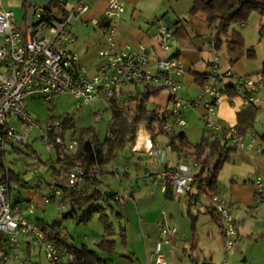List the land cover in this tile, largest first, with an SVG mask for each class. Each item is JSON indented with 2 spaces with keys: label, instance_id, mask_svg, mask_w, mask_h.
<instances>
[{
  "label": "built area",
  "instance_id": "obj_1",
  "mask_svg": "<svg viewBox=\"0 0 264 264\" xmlns=\"http://www.w3.org/2000/svg\"><path fill=\"white\" fill-rule=\"evenodd\" d=\"M92 0H73L61 19H55L53 13L44 6H34L36 22L22 31L14 26V12L8 10L0 0V257L1 264H29L30 258L24 255V240L36 243L44 250L46 258L54 264L72 260L74 254L60 245V242L38 222L25 217L22 205L12 201L13 181L6 162L9 147L26 146L39 140L51 147H59L63 158L74 157L79 150V140L74 135L68 137L62 120L51 118L43 125L26 110V98L36 93L43 95L45 101L60 94H71L76 106L81 108L97 101L110 102L112 96L124 83L142 87L166 89L169 92L171 107L162 118L161 127L167 132L187 124L183 116L186 110L203 107L201 121L205 132L211 139L229 147L248 152L262 150L255 133L241 131L236 125L225 123L217 114V107L228 89L236 91L244 104H250L254 96L264 92V76L235 73L224 68L218 56L216 38L210 40L213 59L207 81L201 85L194 96L183 94V75L187 69L174 49L175 36L165 20L157 22L159 55H155L143 43L125 42L118 44L120 22L127 9L125 0H108L104 13L86 18L91 9ZM91 26L103 34L104 43L98 51L100 64L94 74L89 75L80 66V55L74 50L77 37L75 23ZM96 120L102 118L96 113ZM111 135L108 129L107 137ZM149 157L160 163V168H143L136 175L142 182L156 181L160 190L166 193L172 190L174 196L186 198L191 195L196 207L208 200L213 212L222 224L225 262L234 251L237 238V220L233 214L229 194L218 191L210 197L200 189L195 179L198 162L188 155L178 153L176 166L167 162L168 147L156 137H151ZM130 166L108 168L97 165L88 172L93 179L103 173H113L118 178L130 172ZM37 173V171H35ZM86 170L82 165L60 167L58 172L42 182L36 179V187H47L43 195L45 204L58 201L59 208H67L64 201L65 190L83 182ZM255 201L264 204V176L253 178ZM131 187L121 188L110 197L124 203L130 197ZM104 205V204H103ZM106 207V204L104 205ZM33 204L28 210L33 212ZM159 240L156 245L155 264H169L163 247L173 248V237L178 233L176 226L168 225L164 220L158 222Z\"/></svg>",
  "mask_w": 264,
  "mask_h": 264
},
{
  "label": "crops",
  "instance_id": "obj_2",
  "mask_svg": "<svg viewBox=\"0 0 264 264\" xmlns=\"http://www.w3.org/2000/svg\"><path fill=\"white\" fill-rule=\"evenodd\" d=\"M125 1L127 2V9L125 13L122 15V19L120 22L119 35L117 37L118 44H122L125 42H131L134 44L143 43L151 50L153 54L159 55L160 50L158 46L157 22L160 19L165 20V18H169L175 21V25L173 26V28L177 24L185 25L183 21L180 19L178 7L174 9L171 8L172 12L168 16L165 14L166 13L165 11L167 10H159L158 6L153 8V10L149 11L148 14H144L143 9L138 10L137 8L138 6L141 5L142 0H125ZM72 2L73 0H3V5L6 9L14 12V18H13L14 26L18 27L22 31H26L29 26H31L36 22L37 19L34 6L39 5V6L47 7L53 13L54 18L57 20V19H61L65 15L66 11L69 8H71ZM176 2L177 4H180L182 3V0H176ZM107 3L108 0H92L91 9L86 15V18L102 15L107 7ZM192 6H193V0H192ZM244 25L245 23H241V26ZM85 27L92 28L97 33L98 36L96 38V42L94 43V46H92L91 48H89V44L85 39L83 41L81 40L82 32H80L79 28L83 29ZM74 33L77 37V42L73 48L80 55V66L89 75L94 74L97 71L98 66L100 64L98 51L104 43L103 34L100 31L94 29L93 27L85 26L80 22L75 23ZM208 38L210 40L215 39V37H213L211 33L209 35L203 33L202 35L200 34L197 35V37H193L194 50L203 49L202 47L205 46V43L208 45V52H210L211 56L207 59L203 58L202 56L200 57L196 55V53L192 51L193 49H189L186 46H182L175 38L174 49L179 51L180 58L182 62L185 64L187 69L186 74L183 75L182 77L184 82V87L186 88L188 93L187 96H192L193 90L196 88V92H197L198 88L200 87L194 73L208 75L210 71V63L213 59V55L210 50V40H208ZM234 58H236L235 55L233 56L232 60ZM239 59L240 58H238L237 61H239ZM239 64L240 63L235 64V69H236L234 71L235 73L241 76L251 75L248 72H246V70L243 71L241 67H239ZM223 67L231 68V66H223ZM132 86H134V88H132V90H128L123 88V86L121 85L117 91V94L118 93L124 94V96L121 97L122 99L124 98L123 100H127L128 97L129 100L142 99L143 98L142 93L147 91L146 88L137 84H132ZM150 89H154V87H150ZM224 96L226 97L225 105L230 104L229 105L230 108H234V106L231 105H233L235 103V100L240 97V96L230 97L228 94ZM258 103H259V97L257 96V94L254 96V99L250 104H244L242 100L241 103L242 106L239 107L238 110H236L235 112L236 115L234 122L228 120V122L225 121V123L229 125L238 126L239 112L248 111L251 107L258 108ZM145 104L149 109L154 110L156 115L160 116V119L162 121V118L170 110L171 107L169 92L166 89H161L157 94L148 96V99L146 100ZM163 107L166 108L163 109ZM202 111H203V107H199L194 111V113L198 115L200 122H202L200 116ZM183 116L186 119V112H184ZM187 124L183 127L178 128L177 129L178 132L183 131V128H185ZM250 129L251 127L248 128L246 131L249 132ZM200 132H201V136L196 141L191 140L190 137L187 135L190 143L197 144L201 141L202 136L205 134V130H201ZM194 133H196V130L194 131ZM160 136L162 135L157 136V139L161 142ZM163 144L167 146V139L166 142H163ZM26 147L31 148L32 143L30 145H26ZM55 150L58 156L57 149L55 148ZM169 150L170 148H168V151ZM14 151L19 152L20 149L18 147H9L7 153H12ZM171 152H172L171 155L167 154V162L171 166H176L178 154L173 151ZM132 153L133 154L136 153L134 152V147L132 149ZM262 153H264V150L248 152L243 149H235V151L231 154L229 160V163H231L232 161L234 162V171L229 176L228 179L219 177V183H218V188H219L218 190L229 194L231 199L233 214L237 220V231H238L235 244L238 242L240 243L239 248L237 247V251H239L240 253V261L244 264H264V204L256 203L255 201L256 188L253 183V178L256 177L258 174L264 176V171L260 170L259 168L261 167L260 165L263 162ZM129 156L130 155L129 154L127 155L126 153L124 157L128 158ZM39 160L41 159L39 158ZM141 161H144V163ZM130 163L131 165L133 163V168H130L129 173L124 174L121 178H119V187L120 189L122 187L123 188L131 187V193H130L131 197H134L136 192L144 191L145 194L143 196L145 197L147 196L151 201L148 208L152 209V212L155 213L154 216L156 217L157 220L156 222L157 231L155 236H153L155 242L153 245V250H151L150 253L147 251V255L149 256L145 258L143 263H138V264H155V260H156L155 250L160 235L158 222L161 220H164L168 225L176 226L178 229V233L173 237V241H174L173 248L167 245L163 247V252L166 261L169 264H224L225 248L223 243L222 224L219 216L216 213H214L212 208L210 207L209 201L204 200L202 206L196 207L194 205L191 208V212L197 216L196 228L193 229L192 221L187 214L188 207L185 198L177 199L174 196L173 199H167L165 193L160 190V185L158 182L151 181L147 183V182L138 181L136 179V175L141 172L143 166H148V168L152 170H157L160 168V163L152 159L151 157H149L146 160L143 158H138V160L131 161ZM44 164L46 165L47 163ZM112 164L121 165L120 163L113 161L106 166H110ZM8 168L10 172L19 174L21 179L27 181L25 180L21 172L11 169L9 165ZM35 171H37V173ZM54 174L55 173L53 172L52 168L46 171H40L39 169H34V175L27 181L30 184V187L28 189H33V190L35 189V191L38 194L33 193L32 195L28 196L25 200L12 199L13 202L20 203L22 205V213L25 217L32 219L38 223H40L39 221H41L44 224H46L48 227L49 225L43 220V218L37 216L36 218H31V215H34L39 209L43 212L46 211L44 208L45 203L43 201V195L45 193L43 191L44 185H42L41 187H36L34 181L36 179H40L42 182H44ZM106 178H108L107 174L99 177V179L103 182L104 186L108 185L109 187L110 183L106 182L105 180ZM14 188H23V187L14 183L13 181L11 196ZM120 189H113L109 187L104 189V194L106 191L112 193L115 191H120ZM126 202L127 201H125L124 203H119L111 199V201L103 202L102 205L106 204L107 210L110 211V208L108 207L110 203L113 206V203L119 205H125ZM29 204L34 205L35 209L33 212H30L28 210ZM112 209L114 211V206ZM114 213L115 211L113 212V214ZM117 215H120L118 217L119 220L123 219V216L121 214H116V216ZM248 234H249V243H247L246 240H243L244 236L245 235L248 236ZM60 237L65 243L67 242L62 236V234ZM127 238H128V245L126 247L129 246L128 234H127ZM145 244L146 247L148 248V245L150 243L145 242ZM37 246L38 245L33 241L24 240L22 252L23 254L27 253V255L31 254L32 249H39ZM247 246L249 247L248 248L249 253L246 254L244 258H242V255L245 253ZM237 251L234 247V251L231 255L235 254ZM122 256L127 257L126 254H122ZM195 260H197V262ZM228 264H236V263L228 262Z\"/></svg>",
  "mask_w": 264,
  "mask_h": 264
},
{
  "label": "rangeland",
  "instance_id": "obj_3",
  "mask_svg": "<svg viewBox=\"0 0 264 264\" xmlns=\"http://www.w3.org/2000/svg\"><path fill=\"white\" fill-rule=\"evenodd\" d=\"M158 6L159 10H167L165 11L166 15H170L172 12L171 8L178 7V12L180 19L185 24L184 26L188 30V36L191 39L186 47L189 49H193L198 56H202L203 58H209L211 56L210 52H208V45L205 43L203 49L194 50L193 37H197L199 35L206 33V35L212 34L213 37L217 38L214 35V30L208 28L205 21H201L198 18H194L191 16L190 10L192 8V0H182V3L177 4L176 0H142L140 6H138V10H142L144 14H148L149 11L153 10ZM144 7V8H143ZM164 14V13H163ZM162 16V15H161ZM154 19V18H153ZM152 19V20H153ZM264 23L263 17L254 12L250 15L249 19L245 22L244 26H241V23L232 24L228 33L222 35V43L220 48L218 49V56L220 57V62L223 66H231L233 71H235V64L240 63L239 67L243 71L246 70L251 75L258 74L262 72L263 64H264V28L262 30ZM82 32V38L88 42L89 48L94 46L96 42L97 33L92 28H83L80 29ZM174 32L175 27H172ZM233 31H238L242 34L245 43V51L242 55L239 56V61L232 62V58L234 55H231L228 50V39ZM253 49L254 56L250 57L247 53V50ZM123 88L132 90L134 86L129 83H124ZM183 94L187 96V90L184 87ZM196 94V88L193 90L192 96ZM124 94H119V101L122 105L129 107L131 110H135L136 105L138 104L139 99L137 100H123L121 97ZM259 97L258 108L255 113L253 128L251 127L250 133L253 132L256 134L259 143L261 144L262 150H264V92L258 93ZM127 98V97H126ZM226 97L223 96L220 102V105L217 107L218 116L224 121L230 120L234 122L235 120V112L239 107L242 106L241 98H237L235 103L231 106L234 108H230V104H226ZM26 110L30 113V115L41 122L43 125L51 118L63 120L65 117H71L74 120L73 127H70L68 131V137L74 135L76 138L81 136V133L84 129L92 128L95 130L98 135L100 141H104L108 134V129L110 128L111 120H112V112L110 110L109 103L106 101H97L91 105H85L81 108L76 106V99L71 94H60L56 95L52 98L51 102L45 101L43 95L40 93H36L32 96L26 98ZM228 105V106H227ZM166 107H163V109ZM195 110H186V119L188 124L183 131L190 137L191 140H198L201 136V130H206L205 126L196 113ZM96 113H101L102 118L98 121L96 120ZM160 124V116L154 123L155 127L158 128ZM143 126V125H142ZM141 126V127H142ZM196 130V133L194 131ZM198 131V133H197ZM87 137V135H86ZM161 143L166 142V138L160 136ZM20 151H14L12 153H7L6 159L9 167L13 170L21 172L24 176L25 180H29L34 175V169H39L40 171H46L51 169L50 165L44 164V161H48L50 159H56L57 154L55 148L48 146L47 144H43L41 141L37 140L32 143L31 148H27L26 146H17ZM132 144H127L126 151L122 149L118 153V159L114 162H118L121 165H110L108 168H122V166L129 165L133 168V163L131 165V161H136L138 158L148 159L149 156L147 154L142 153H132ZM256 151V150H255ZM254 151V152H255ZM261 151V150H260ZM129 154L128 158L124 157ZM168 154L171 155L172 152L169 150ZM142 156V157H141ZM39 158L42 160H39ZM263 162L261 163L260 170L264 171V153H262ZM142 160V159H141ZM144 163V161H141ZM148 166H143L142 168H146ZM234 171V162L231 163L226 162L219 174V177L228 179L229 176ZM261 171V172H262ZM105 175V174H103ZM100 175V176H103ZM108 178H106V182L110 183L109 187L113 189H120L119 187V178L112 174L107 173ZM108 185L104 186L103 189L109 188ZM121 190V189H120ZM43 191L47 192V187H43ZM33 193H37L35 189L28 188H14L12 192L13 200H25L28 196ZM38 194V193H37ZM144 191L136 192L134 197H128L125 205H119L113 203L115 213L112 214L110 211L111 220L113 221L116 234L111 237V239H115L118 241V247L116 252L110 256L105 254L104 252L97 249V242L104 235V228L99 220L100 214L96 210L99 206L102 205V201L93 202L90 206L82 209L77 215L74 217L64 218V214L68 211L67 208L62 209L59 208L58 201H54L44 205L45 212L40 209L34 215H31V218L41 217L43 220L49 225V227L53 226L55 223H60L61 227L57 229V232L62 234L64 239L67 241L66 244L68 246L80 247L83 243H86L91 248L95 249L96 252L102 256L106 264H138L143 263L147 255V251L150 253L153 250L154 245V237L157 231L156 227V217L154 216V212L152 209H149L150 200L146 196ZM140 200V201H139ZM67 204V203H66ZM147 208V209H146ZM91 211H94L91 214V218L89 221H81L84 216H87ZM116 214H121L123 219L119 220ZM127 230V234L129 237V246L123 247L120 238V227ZM150 238V239H149ZM243 238V235H242ZM243 240H246L249 243V234L245 235ZM145 242H149L148 248L146 247ZM240 243H236L234 245L236 251L237 247L239 248ZM39 249H32L30 256L29 264H54L46 258L45 252L39 246ZM249 247L245 250V253L242 255V258L249 253ZM122 254H126L127 257H123ZM27 255V253H24ZM228 262L236 264H244L240 261V253L237 251L235 254L230 255L228 257Z\"/></svg>",
  "mask_w": 264,
  "mask_h": 264
},
{
  "label": "trees",
  "instance_id": "obj_4",
  "mask_svg": "<svg viewBox=\"0 0 264 264\" xmlns=\"http://www.w3.org/2000/svg\"><path fill=\"white\" fill-rule=\"evenodd\" d=\"M254 12L259 13L264 19V0H193V6L190 10L191 16L205 21L208 28L214 30V35L217 37L216 45L218 48H220L222 43V35L228 33L231 25L235 23H245ZM263 28L264 23L262 30ZM188 34V30L184 25L177 24L175 26V38L182 46H187L190 42L191 39ZM228 50L231 55L236 56L232 62H236L239 56L244 53L245 43L240 32L233 31L231 33L230 39L228 40ZM247 53L250 57H253L255 52L253 49H249ZM194 75L200 86L207 81L208 75L199 73H194ZM256 75L264 76V64L262 72ZM146 90V92L142 93L143 98L139 99L135 110H131L129 107L122 105L119 101L118 94L115 92L109 102L112 112L110 124L111 135L106 137L104 141H100L94 129H84L81 136L78 138L79 150L74 157L63 158L57 146V158L53 161H45V163L50 165L55 174L60 167L67 165L79 164L86 170L82 183L65 190L63 199L67 203L68 211L64 214V218L74 217V215H77L82 209L90 206L93 202L111 201V199L104 194V189L102 188L104 184L99 179L100 175L90 179L87 174L97 165L106 166L117 160L119 151L125 149L127 144H132L133 149L136 142V133L142 125H146L152 137L159 135L164 136L167 139V146L171 151L177 154L184 153L188 155L192 161L198 162L195 179L200 189H202L208 197L219 191V174L224 164L230 160V156L236 148L229 147L222 144L220 141L211 139L206 132L199 143L192 144L184 131L167 132L163 130L161 127V119L159 127L156 128L154 123L159 119V116L156 115L154 110L149 109L145 103L148 96L157 94L161 89H150V87H148ZM227 94L230 97L237 96L236 91L233 89H228ZM256 110V107H251L248 111L239 112L238 127L241 131L245 132L248 128L253 127ZM149 114H151V118ZM62 122L66 129L74 125V120L71 117H65ZM10 177L14 183L21 187H30V184L21 179L19 174L10 172ZM165 196L167 199H173L174 194L170 189L165 193ZM185 199L188 207L187 214L192 221L193 229H195L197 216L191 212L194 203L191 195L187 196ZM73 207L77 212L74 211ZM108 207L113 214L114 211L111 203ZM94 211L99 212V220L104 228V235L97 243V249L109 255H113L116 252L118 243L115 239H111V237L116 234V231L110 213L104 205L99 206ZM94 211L84 216L81 221H89ZM119 216L120 215H117V217ZM39 222L47 231L55 235L61 246L67 247L74 254L72 260L63 262L62 264H106L105 259L100 256L95 249L85 243L80 247L68 246L57 232V229L61 227L60 223H55L53 226L48 227L43 222ZM120 238L122 246L126 247L128 245V238L126 229L122 227L120 228Z\"/></svg>",
  "mask_w": 264,
  "mask_h": 264
},
{
  "label": "water",
  "instance_id": "obj_5",
  "mask_svg": "<svg viewBox=\"0 0 264 264\" xmlns=\"http://www.w3.org/2000/svg\"><path fill=\"white\" fill-rule=\"evenodd\" d=\"M165 22L170 26L173 27L175 25V21L165 18ZM208 40H210L208 38ZM149 117L151 118V114H149ZM151 134L147 130L146 125H143L142 127L139 128V130L136 133V142L134 145V152L136 153H142V154H147L150 149V140H151ZM115 192L110 193L109 191L105 192V195L107 197H111ZM74 211L77 212V210L73 207ZM197 262V260H195Z\"/></svg>",
  "mask_w": 264,
  "mask_h": 264
}]
</instances>
